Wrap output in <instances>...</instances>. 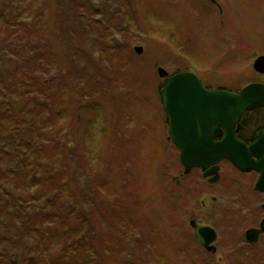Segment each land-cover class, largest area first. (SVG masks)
I'll use <instances>...</instances> for the list:
<instances>
[{"label": "rangeland", "instance_id": "1", "mask_svg": "<svg viewBox=\"0 0 264 264\" xmlns=\"http://www.w3.org/2000/svg\"><path fill=\"white\" fill-rule=\"evenodd\" d=\"M85 1L91 10L98 11L97 15L89 14L92 22L98 21L93 23L95 34H86L84 41L74 32L76 42L82 45L65 51H71L87 79L94 80V85L82 81L78 89L94 86L95 90L91 96L82 91L78 94V103L82 106L84 102V108L78 104L76 128L74 132L62 130L70 137L73 150L68 157L69 174L98 176V181L109 178L110 190L123 206L114 216L124 220L125 226L113 220L105 231L111 238L119 231L129 233V239H134L130 242L136 250L133 253L145 258L141 250L145 246L160 253L152 264H218L194 237L190 226L193 213L188 211L195 205L201 207L203 193L207 197L209 191L238 190L247 177L223 164L217 183L209 184L200 172H194L188 179L190 187L178 186L176 178L183 173V165L167 138L158 69L191 71L210 87L232 90L264 81V73L254 66L258 57L264 56V0ZM105 7L116 14L103 19ZM49 19L44 36L54 31ZM101 20L103 26H115L105 29ZM136 47L143 48L142 54ZM78 178L69 186L84 193L81 209L92 221L95 212L106 217L105 207L113 201L88 196V179ZM240 190L233 194L239 195ZM232 264L263 262L233 260Z\"/></svg>", "mask_w": 264, "mask_h": 264}, {"label": "trees", "instance_id": "2", "mask_svg": "<svg viewBox=\"0 0 264 264\" xmlns=\"http://www.w3.org/2000/svg\"><path fill=\"white\" fill-rule=\"evenodd\" d=\"M104 10L103 19L116 14ZM89 14L98 11L85 0H0V264H152L160 254L145 246V258L133 253L129 233L108 236L110 221L125 226L114 216L123 206L108 177L69 174L73 150L62 130L74 132L78 104L84 108L78 94L91 96L95 87L78 89L82 81L94 85V80L65 49L82 45L74 32L84 41L86 34H95L98 21ZM49 17L54 31L44 36ZM77 178L88 179V196L113 201L105 202L106 217L94 211L92 221L81 209L84 193L69 186Z\"/></svg>", "mask_w": 264, "mask_h": 264}, {"label": "flooded vegetation", "instance_id": "3", "mask_svg": "<svg viewBox=\"0 0 264 264\" xmlns=\"http://www.w3.org/2000/svg\"><path fill=\"white\" fill-rule=\"evenodd\" d=\"M181 72L191 71L169 72L168 77L162 79L163 83L160 88L162 109L166 117L167 138L172 143V146L176 147L178 150L180 163L179 148L196 146V144H193L194 142L188 141L187 139L197 138L201 134L211 138L215 143H221L226 136V130L223 127H219L217 131L214 129L213 135H211L209 133L210 127L203 130L199 124L195 126L189 125L186 121L190 119L184 118L176 123L177 130L180 131L178 135L179 144H176L171 139L170 120L164 108L162 93L166 89V81L170 79L172 75ZM197 77L201 81L204 90L207 92L230 91L238 94L246 86L253 83L264 84V81L256 80L250 82L243 88L232 90L225 87H210L206 85L199 76ZM235 135L237 139L243 143L244 148L253 149L254 152L260 138H262L260 142L261 149L256 153L259 156L256 157L253 155L250 167L240 170L230 161L223 160L217 165L218 178L216 181H213L215 175L205 177V171L201 168H193L188 174L185 167L181 166L183 173L176 178V183L178 186L190 187L188 179L192 176H190V174L194 172H200L202 177L207 180L209 184L217 183L222 177L221 169L223 164L231 165L243 176H246L247 178L245 181L239 184L240 188L238 190H242V193H240L241 190L239 191V195L235 196L233 194V191H238L236 189L222 190L217 194L214 191H209L207 197L202 196L205 193L200 196L201 199L199 204L201 207L195 205V209L192 207V209L188 211L191 214L193 213L192 219L190 220L191 222H195L197 225L210 229L211 237H214V241L209 245L211 251L200 244L195 236V229L192 227L191 223L190 226L194 231V237L199 245L208 255L217 259L218 264H232L233 260H257L262 261L264 264V106L245 113L240 121V129ZM208 145L207 143L204 146ZM244 155L246 156L247 153L244 152ZM198 194L200 193H196L195 195ZM185 206H189L188 201ZM206 209L208 210L207 212H205Z\"/></svg>", "mask_w": 264, "mask_h": 264}, {"label": "water", "instance_id": "4", "mask_svg": "<svg viewBox=\"0 0 264 264\" xmlns=\"http://www.w3.org/2000/svg\"><path fill=\"white\" fill-rule=\"evenodd\" d=\"M135 51L142 54L143 48L136 47ZM255 69L264 73V56L259 57L255 63ZM161 78L168 77L169 73L163 68L158 69ZM164 108L170 120V137L179 144L176 123L181 119L189 118L186 122L189 125H197L209 128L213 135L214 129L219 127L226 130V136L221 143H215L206 135L197 138L187 139L194 142L196 146L180 147V159L186 172L193 168H201L205 171V177L215 175L213 181L218 178L217 165L223 161H230L237 169L244 170L251 166L253 155L260 148V138L255 152L253 149H246L243 143L236 137L240 129V121L243 115L264 106V84L253 83L246 86L240 93L230 91L207 92L204 90L199 78L192 72L174 74L166 81V89L162 93ZM208 146H204L205 144ZM244 152L247 155H244ZM195 229V236L203 247L209 251V245L214 241L211 231L191 222Z\"/></svg>", "mask_w": 264, "mask_h": 264}, {"label": "bare ground", "instance_id": "5", "mask_svg": "<svg viewBox=\"0 0 264 264\" xmlns=\"http://www.w3.org/2000/svg\"><path fill=\"white\" fill-rule=\"evenodd\" d=\"M248 113V112H247Z\"/></svg>", "mask_w": 264, "mask_h": 264}]
</instances>
